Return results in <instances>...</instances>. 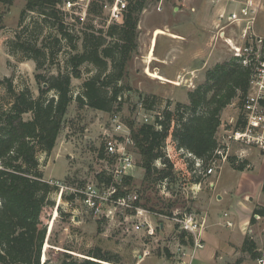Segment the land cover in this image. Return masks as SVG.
Returning a JSON list of instances; mask_svg holds the SVG:
<instances>
[{
    "label": "rangeland",
    "instance_id": "rangeland-1",
    "mask_svg": "<svg viewBox=\"0 0 264 264\" xmlns=\"http://www.w3.org/2000/svg\"><path fill=\"white\" fill-rule=\"evenodd\" d=\"M66 1L63 0L59 8L64 22L72 33L81 34L87 24H92L95 31L101 33L109 24L121 22V18L112 17V6L116 0L112 2L95 0L102 6V13L99 16L88 13L92 0L81 1V4L70 7L64 5ZM144 4L137 27V50L127 64L125 76L119 81V84L129 85L131 90L123 91L119 111L107 113L80 105L75 100L83 80L92 74L93 66L88 63L83 65L81 78L72 77L73 100L63 118L56 144L49 154L39 155L40 168L48 182L54 178L57 180L53 181L59 184L80 188L91 181H96L99 174L111 169L112 162L103 150V133L113 132L111 121L113 114L116 113L126 126L133 124L134 127L142 122H154L155 117L162 115L165 108L173 109L178 101L188 103V92L205 81L207 71L216 64L234 57L224 40L218 37L216 28L217 13L222 8H231V4H226V0H145ZM24 7L25 0H14L10 7L0 2L1 109L8 108L12 97L6 90V78L12 80L16 92L27 87L36 97L39 93V84L35 81V72L57 73L58 60L63 58V53L54 60L47 58L37 70L34 60L11 52L9 42L15 40L16 34L24 27L39 34L38 45L47 32L51 30L52 34L55 33L54 29L43 25L42 17L35 11L26 12L23 24L20 25V15ZM213 10L216 15L215 23L204 26L203 29L201 26L199 39L195 37V46L198 45L196 49L201 54L200 64H195L198 69L191 72L190 13L196 16L198 12L193 13L194 11L208 13ZM242 25L243 22L240 27L232 24L226 28V33L238 37ZM176 28L185 35L184 40L174 34L178 31ZM153 29L155 30L148 50L149 35ZM254 30L264 36V0L256 15ZM156 36L157 53L160 54L169 48L171 56L169 63L159 64L160 66H155L153 61H150L154 58L153 46ZM181 49L185 50L187 56L183 61L184 70L177 67L181 60L178 59L176 52ZM149 61L150 63H147ZM147 65H150L152 70ZM162 70L169 78H164L156 72ZM46 95L51 96L52 92ZM147 95H155L152 110L143 107ZM240 112L239 100L234 98L220 113L217 149L224 148L222 154L226 153V158L216 161L214 171L208 177L199 173L203 168L194 171L196 157L176 146L175 141L168 137L164 143V152L173 164V176L147 182L144 178V169L140 166V154L135 145L131 146L135 166L130 170L132 181L128 188L138 190L140 205L152 212L148 214L149 221L138 231L130 230L124 233L121 225H118V219L95 217L81 205L79 198L71 200L70 193H64L59 199L60 187H57L58 190L50 195L53 205L45 207L41 215L47 230L41 262L44 255L50 263H58L64 252L77 258H88L89 251L101 248L119 254L124 264H179L178 256L174 255L176 243L173 240V236L179 233L178 224L161 215L172 216L174 213L205 215L206 213H203L207 211L205 207L212 202L208 205L207 214V217H210L207 230L209 229L212 238H207L205 246L197 250L192 264H232L238 258L243 260L242 264H258L256 258L264 252V216L255 213V209L264 207V194L261 191L264 178V150L255 145H246L229 139L230 133L236 129ZM28 117V113L24 114V118ZM228 156L236 157L237 165L244 159L248 160L249 164L242 171L236 170L228 163ZM154 165L157 168L164 167L160 159H157ZM195 173L201 176V182H195L197 178ZM209 183L213 187H209ZM228 221L230 225L227 224ZM160 223L165 226L163 230ZM246 237L250 240L248 242L255 244L257 252L255 259L241 249ZM212 251L213 260L209 256Z\"/></svg>",
    "mask_w": 264,
    "mask_h": 264
},
{
    "label": "trees",
    "instance_id": "trees-1",
    "mask_svg": "<svg viewBox=\"0 0 264 264\" xmlns=\"http://www.w3.org/2000/svg\"><path fill=\"white\" fill-rule=\"evenodd\" d=\"M13 1L0 0L7 7ZM61 3L63 0H25L19 24H23L26 12L35 11L42 17L43 25L54 29L55 33L47 32L38 45L39 34L24 27L15 40L9 42L11 52L34 60L37 70L47 58L54 60L62 53L63 58L58 60L57 73L35 72L34 78L39 84L36 97L27 87L16 92L12 80L6 78V90L12 97L8 108L0 106V264H124L119 254L101 248L89 251L88 258L64 252L58 263H50L44 255V262H41L47 232L41 215L45 207L53 205L50 195L58 188L44 178L39 155L49 154L56 144L63 118L73 100L71 79L81 78L83 65L91 64L93 72L83 80L75 100L80 105L107 113L120 110L122 93L130 91L131 87L119 81L137 50L139 14L145 0H126L121 22L109 24L101 33L87 24L81 34L72 33L64 22L59 8ZM88 11L89 15L99 16L102 6L92 0ZM250 77L251 69L242 65L237 57H231L207 71L205 81L188 92V103L178 101L173 109L165 108L154 122H142L134 127L127 124L147 182L173 176V164L164 152L168 137L176 146L200 159V168L208 165L219 147L220 113L234 98H238L241 110ZM48 92L52 95L47 96ZM154 100L155 95H147L143 107L152 110ZM26 113L28 118H24ZM244 126L240 112L236 127ZM157 159L162 160L163 168L154 165ZM235 160L234 156L227 157L236 170L242 171L249 164L244 159L237 165ZM195 175V182H201V176ZM98 180L105 179L99 174ZM131 181V175L123 178L120 194L123 186L130 190ZM261 191L264 194V178ZM255 213L264 216V207L256 208ZM177 235L184 243L192 241L185 231ZM248 241L246 237L241 249L255 259V244ZM242 261L238 258L232 264H242Z\"/></svg>",
    "mask_w": 264,
    "mask_h": 264
},
{
    "label": "built area",
    "instance_id": "built-area-1",
    "mask_svg": "<svg viewBox=\"0 0 264 264\" xmlns=\"http://www.w3.org/2000/svg\"><path fill=\"white\" fill-rule=\"evenodd\" d=\"M73 1L67 0L64 5L70 7L86 0ZM229 3L231 8H222L217 13V35L224 40L234 57H237L242 65L251 69L249 86L241 105L245 126L236 127L230 133L229 139L246 145H255L264 150V36L254 30L256 15L262 6V0H226V4ZM124 6V0H116L115 5L112 6V17L121 18ZM242 22L238 37L226 33L227 27L232 24L240 27ZM111 121L113 132L103 133V150L112 164L108 172L101 173L102 178L106 177L110 179V182L106 179L103 181L97 179L80 188L59 184L53 180L49 182L60 187L59 199L64 193H70L71 200L79 198L81 205L95 217L118 219V225H121L124 233L130 230L138 231L145 222L149 221L148 214L152 212L140 205V195L137 190H127V186H123L122 194L119 192L123 178L130 175V170L135 166L131 151L134 142L130 129L119 120L116 113L111 116ZM222 151L224 148L216 149L215 156L203 170L200 168L201 160L195 158L194 171L201 170L199 173L204 176L212 174L216 161L226 158V153L222 154ZM161 216L175 221L179 231H185L192 237L191 242L184 243L180 241L177 234L173 236L176 243L174 255L178 256L179 264H191L197 250L204 247L200 238L204 218L197 213H174L172 216ZM227 224L231 223L228 221ZM256 261L258 264H264V252L256 258Z\"/></svg>",
    "mask_w": 264,
    "mask_h": 264
},
{
    "label": "crops",
    "instance_id": "crops-1",
    "mask_svg": "<svg viewBox=\"0 0 264 264\" xmlns=\"http://www.w3.org/2000/svg\"><path fill=\"white\" fill-rule=\"evenodd\" d=\"M197 12H198V15H196V16L195 15L193 16L192 13H190L191 14V21H192L191 22V24H192L191 25V28H192V35H191L192 50H191V56H190V58L192 60L191 61L192 62V66H189V68H190L191 72L192 71H195L196 69H198V66L196 67L195 64H198V65L200 64L199 63V57H200L201 54H200V51L198 49H196L198 45L195 46V42H194L195 41V37H197V39H199V33H200L201 26H202V29H203L204 26H210L211 23H215V21H216V19H215V16L216 15H215V11L214 10H213V12H208V13H204V12L201 13L200 11H196V12L194 11L193 13H197ZM157 28H155V29H157ZM155 29H153L151 35H149L148 50L150 48L151 41H152V36H153V32H154ZM176 30H178V31H176V33H174V34H176L178 37H181L182 38V39L181 38H178V39L179 40L180 39L181 40H184L185 39V35L181 32L180 29L176 28ZM147 31H150V30L147 29ZM159 35H164V34H159ZM158 36H156V42H155V44L153 46V56H154V58L152 60H150L151 62L153 61V64H155V66H160L159 64H162L163 65L165 63H169L168 61H170V57H171L169 55L170 54V49L169 48L163 50L160 54L157 53V40H158ZM176 55H177L178 59L181 60V62L178 63V66L177 67L179 68V70H182V69L184 70L185 64L183 63V61H184V59H187L185 50L184 49H181V51L179 50V52H176ZM150 61L147 62V63H150ZM148 68L151 69L152 67H150V65H149ZM156 72H158L164 78H169L168 75L163 72V70L161 71L162 73L160 71H156ZM184 99L185 100L187 99V93H185ZM184 99H183V101H185ZM51 179L57 180V179H54V178H51ZM209 187H213V185L209 183ZM210 203H212V202H209V204ZM209 204H207V207H205L207 209V211H204L203 212V213H206V214L205 215L204 214L199 215L202 218H204V225L201 228V233H200V238L202 239L204 246H205V243L207 242L206 241L207 238H210V239L212 238V234L208 232L209 229L207 230L208 221L210 220L209 219L210 217H207V214L209 212V209H208V205ZM148 217H150V216H148ZM207 218H208V220H207ZM160 227H161V229L162 228L163 229L165 228L164 224H162V223H161ZM215 249H213V251H215ZM213 251L209 255L211 257V260H213ZM191 264H192V262H191Z\"/></svg>",
    "mask_w": 264,
    "mask_h": 264
},
{
    "label": "water",
    "instance_id": "water-1",
    "mask_svg": "<svg viewBox=\"0 0 264 264\" xmlns=\"http://www.w3.org/2000/svg\"><path fill=\"white\" fill-rule=\"evenodd\" d=\"M87 258V257H86ZM42 262H44V260H42Z\"/></svg>",
    "mask_w": 264,
    "mask_h": 264
}]
</instances>
